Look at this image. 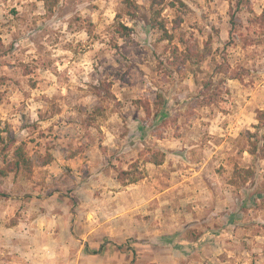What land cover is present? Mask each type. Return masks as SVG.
Listing matches in <instances>:
<instances>
[{"label": "rangeland", "instance_id": "obj_1", "mask_svg": "<svg viewBox=\"0 0 264 264\" xmlns=\"http://www.w3.org/2000/svg\"><path fill=\"white\" fill-rule=\"evenodd\" d=\"M169 1L171 40L150 0H0V131L52 158L0 174V264H264V0Z\"/></svg>", "mask_w": 264, "mask_h": 264}, {"label": "trees", "instance_id": "obj_2", "mask_svg": "<svg viewBox=\"0 0 264 264\" xmlns=\"http://www.w3.org/2000/svg\"><path fill=\"white\" fill-rule=\"evenodd\" d=\"M150 8L153 11V15L148 17L147 23L150 27H158L164 32V35L167 37V39H173L174 34L170 33L169 29L165 25V23L158 22L157 17L162 13L163 8L157 9L156 7L158 5L165 4L166 0H150ZM183 4L184 2L180 0ZM167 6L175 7L176 0H171L166 3ZM131 7H139L137 4H132ZM236 13L231 14V35L234 34V28L238 25ZM258 25L264 24V10L261 14L258 16L256 15L255 18ZM179 23V22H177ZM181 42L185 44V48L183 50H180L178 46H176L174 52L177 53L176 57L183 56V62H186L188 60L193 61L197 57L199 61H202L205 59L206 52H199L196 50H193L190 45H187L184 41V38L181 39ZM245 44V43H244ZM0 45H2V39L0 37ZM206 49V48H205ZM208 51V48L205 50ZM179 52V53H178ZM196 59V60H197ZM218 65V64H217ZM221 67L220 70H223L222 64L219 66ZM231 78H239L242 79V76L240 73H235L231 75ZM148 109V108H147ZM0 139H1V146H0V159L3 160L4 165L0 168V174L5 176L8 175L11 172H14L16 175H22L26 178H30L33 174L34 167L36 165L38 166H45L49 164L52 161V158L50 155H47L45 157L39 156L37 160H34L28 153L25 148V143L21 142L20 144H17L15 139H13L11 136H8L7 138L2 135V131H0ZM256 145V143H255ZM251 153L253 155H258L256 148L251 149ZM166 159V153L159 149H152L151 150V156L146 159V161L153 162L157 165H160L165 162ZM245 172V179H249L251 176L254 175V170L250 169H244L240 168ZM144 177L143 170L140 168V163L138 161L134 162L130 165L128 169H121L118 174V180L123 184L127 185L130 183H135L139 180H141Z\"/></svg>", "mask_w": 264, "mask_h": 264}, {"label": "crops", "instance_id": "obj_3", "mask_svg": "<svg viewBox=\"0 0 264 264\" xmlns=\"http://www.w3.org/2000/svg\"><path fill=\"white\" fill-rule=\"evenodd\" d=\"M132 184H136V183H132ZM131 184V185H132ZM125 187H127V188H130V185H125ZM174 189V188H173ZM207 234V233H206ZM205 234H202V236L201 237H199L198 239H197V243H196V245H198L199 243H201V244H204L203 245V248H205V247H207V246H209V245H207L208 243L207 242H205V241H207V240H210L211 239V237L210 236H204ZM207 235H209V234H207ZM209 237V238H208ZM162 243H160L159 245H161ZM186 247H191L192 248V246L191 245H189V244H182V245H177L176 246V248H180L181 250H183V249H185ZM193 249V248H192ZM159 252H161V253H164L163 255H161L158 259L157 258H152V260H150V261H152V262H154V263H156L157 262V264H177L178 263V261L175 259V257L177 256V255H172L171 254V252H172V249H170V248H163V249H161V251H159ZM167 253V254H166ZM184 254V253H183Z\"/></svg>", "mask_w": 264, "mask_h": 264}]
</instances>
